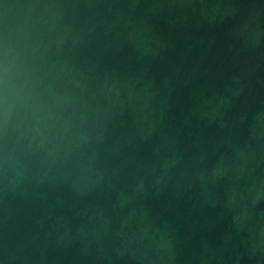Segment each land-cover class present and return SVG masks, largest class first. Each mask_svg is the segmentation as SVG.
<instances>
[{"label": "water", "instance_id": "obj_1", "mask_svg": "<svg viewBox=\"0 0 264 264\" xmlns=\"http://www.w3.org/2000/svg\"><path fill=\"white\" fill-rule=\"evenodd\" d=\"M144 264H264V0H95Z\"/></svg>", "mask_w": 264, "mask_h": 264}]
</instances>
